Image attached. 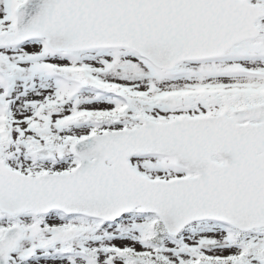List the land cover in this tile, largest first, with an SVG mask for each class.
Segmentation results:
<instances>
[{
  "label": "snow or ice",
  "instance_id": "snow-or-ice-1",
  "mask_svg": "<svg viewBox=\"0 0 264 264\" xmlns=\"http://www.w3.org/2000/svg\"><path fill=\"white\" fill-rule=\"evenodd\" d=\"M0 264H264V0H0Z\"/></svg>",
  "mask_w": 264,
  "mask_h": 264
}]
</instances>
